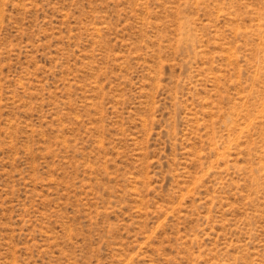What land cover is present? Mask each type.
Returning a JSON list of instances; mask_svg holds the SVG:
<instances>
[{
	"label": "rangeland",
	"instance_id": "obj_1",
	"mask_svg": "<svg viewBox=\"0 0 264 264\" xmlns=\"http://www.w3.org/2000/svg\"><path fill=\"white\" fill-rule=\"evenodd\" d=\"M0 264H264V0H0Z\"/></svg>",
	"mask_w": 264,
	"mask_h": 264
}]
</instances>
